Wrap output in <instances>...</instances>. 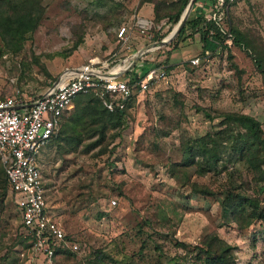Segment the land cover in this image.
Returning a JSON list of instances; mask_svg holds the SVG:
<instances>
[{"label": "rangeland", "instance_id": "374dc122", "mask_svg": "<svg viewBox=\"0 0 264 264\" xmlns=\"http://www.w3.org/2000/svg\"><path fill=\"white\" fill-rule=\"evenodd\" d=\"M42 5L39 26L18 49H7L0 39V96L16 90L25 99L38 95L60 72L93 57L112 58V68L125 56L145 65L165 60L170 51L173 67L165 81L133 101L124 127L94 122L91 112L102 107L74 105L59 138L45 147L40 162L48 206L66 237L80 246L58 253L54 264H204L200 247L222 243L234 264H264V217L246 225L218 202L222 191L241 192L259 201L264 216L257 172L264 167L242 161L229 163L220 175H197L180 166L187 144L220 129L225 113L254 117L264 137V0L230 5L225 28L240 32L246 45L214 53L203 52L198 40L176 50L174 39L145 49L147 33L136 30L118 41L119 27L136 28L147 10L154 19L150 43L164 40L175 27L164 16L177 11L179 0H42ZM1 170L0 163V179ZM2 193L0 182V264H40L30 258L8 188Z\"/></svg>", "mask_w": 264, "mask_h": 264}, {"label": "built area", "instance_id": "2783aa9c", "mask_svg": "<svg viewBox=\"0 0 264 264\" xmlns=\"http://www.w3.org/2000/svg\"><path fill=\"white\" fill-rule=\"evenodd\" d=\"M235 1L215 0L204 15L206 21L214 22L227 35L225 44L229 46L231 36L224 23ZM138 27L144 34L149 32L151 24L141 19ZM117 39H128V27H119ZM189 62L197 64L199 59ZM109 65L107 60L93 57L78 67L60 72L38 95L25 99L16 90L12 95L0 96V163L7 176L11 202L20 214L21 233L30 258L40 264H54L57 247L73 252L80 248L76 241L66 237L50 211L40 162L43 150L58 135L65 117L74 107V99L90 95L98 98L109 112L122 111L132 98L138 99L156 88L169 73L166 66L159 65L133 78L125 76L131 71L126 65L112 68Z\"/></svg>", "mask_w": 264, "mask_h": 264}, {"label": "trees", "instance_id": "16d2710c", "mask_svg": "<svg viewBox=\"0 0 264 264\" xmlns=\"http://www.w3.org/2000/svg\"><path fill=\"white\" fill-rule=\"evenodd\" d=\"M198 1L200 0L194 1L188 18L178 35L174 38L171 45L172 50H176L181 43L189 40L191 42L198 40L205 53H214L219 48H226L229 46L225 44L227 35H224L214 22L206 21L202 11L198 13L196 7ZM208 1L211 3L215 2V0ZM179 2L180 6L175 13L164 16L169 22L175 25L180 20L181 14L189 0H179ZM154 6H156V18L158 20L162 19L163 17L158 14L157 3H155ZM43 15L44 6L42 5V0H0V39L5 43L6 48L11 50L18 49L25 35L32 34L37 29ZM228 31L231 36L232 44L236 46L246 45L240 32L233 28L228 29ZM153 39L154 37H152L151 40ZM171 55L172 53L168 51L165 60L156 59L145 65L139 64L138 60L134 69L127 72L125 76L131 75L133 78H137L139 75H143L148 68L159 65L166 66V69L170 71L173 68L171 65H168L171 62ZM152 90L147 93H150ZM135 99L136 98H132L127 103L124 110L114 112L106 110L98 98L90 95L77 96L74 99V105L76 109L90 105L102 107L103 109L95 108L91 112L93 118L95 117L94 122L102 123L106 127H117L120 129L125 126L127 111L129 107L132 106ZM207 117L211 118L208 114ZM221 117L223 119L220 122V129L187 144L180 166L184 169H188V171H193L194 174L197 175L210 172L220 175L222 169L224 171L227 170V165L229 163L234 165L242 161H245L251 167H264V137L260 122L247 114L225 113L221 115ZM62 127L63 123L61 128ZM99 133L101 136H104L103 130L99 131ZM59 134L60 132L49 143L58 139ZM257 172L260 181L258 190L259 192H264V169ZM0 182L3 191L1 195H5L8 184L3 166ZM194 190L204 196L212 194L196 187ZM222 192V196L218 197V202L222 207L230 210L233 219L237 222L240 219H245V224L249 225L254 218L262 219L264 217L258 210V200L252 199L241 192ZM17 212L19 214L18 210ZM19 219L21 225L20 214ZM200 250H202V253H205L204 264H234V261L228 253L229 248L226 247L224 243L216 249L211 247H209V249H203L200 247ZM61 252L73 253V251L69 249L57 247L55 255ZM100 258H102V254L98 256V259Z\"/></svg>", "mask_w": 264, "mask_h": 264}, {"label": "crops", "instance_id": "0c3cea01", "mask_svg": "<svg viewBox=\"0 0 264 264\" xmlns=\"http://www.w3.org/2000/svg\"><path fill=\"white\" fill-rule=\"evenodd\" d=\"M211 4L212 3L210 1H208V0H203V1L200 0V1H198L197 5H196L198 13H200L202 11L204 13V15L207 14L210 11ZM152 16H153V11L151 10V12H150V10H147V11H145L143 13L142 16H139L138 21L142 19V20H146L147 22H149L151 24L153 22V20H154ZM135 30L137 31V33L138 32L140 33V28L138 26L136 28H134V29H133V27H131L130 29L128 28V37L134 36V33H136ZM145 35H146V38L149 41V44H147V46L144 47L145 49H147V48H149V46L151 44H153V43H150L153 35L150 34V33H147ZM149 36H151V38H149ZM144 48L138 50L137 51L138 54L144 53V51H143ZM136 59H137V57L134 58L132 55L125 56L122 59H120V61H119V63L117 65H123L124 64V65L127 66V70H133L134 67H132V65H133V62ZM191 59H194V58H191ZM191 59H189L188 61H190ZM105 60H107L109 62V64L114 63V60L112 58H110V57H107ZM114 67H115V65H114Z\"/></svg>", "mask_w": 264, "mask_h": 264}, {"label": "water", "instance_id": "95a60500", "mask_svg": "<svg viewBox=\"0 0 264 264\" xmlns=\"http://www.w3.org/2000/svg\"><path fill=\"white\" fill-rule=\"evenodd\" d=\"M194 1L195 0H189L187 6L185 7L184 11L181 14L180 20L175 25V27L172 30V32L164 40H162V41H160L158 43L151 44L149 46L150 48L165 46L167 43H169L171 40H173L178 35L179 31L181 30L182 26L184 25L186 19L188 18L189 14H190V12L192 10ZM137 62H138V58L133 62L132 67H134Z\"/></svg>", "mask_w": 264, "mask_h": 264}]
</instances>
